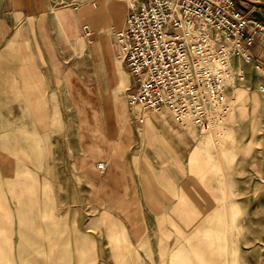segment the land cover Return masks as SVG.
I'll list each match as a JSON object with an SVG mask.
<instances>
[{"label":"rangeland","instance_id":"obj_1","mask_svg":"<svg viewBox=\"0 0 264 264\" xmlns=\"http://www.w3.org/2000/svg\"><path fill=\"white\" fill-rule=\"evenodd\" d=\"M208 32L225 41L217 29L208 27ZM230 45L222 122L207 126V140L203 129L183 124L194 134L197 148L183 166L182 184L170 190L166 180L165 205L155 210L160 213L131 216L134 231L127 229L125 217L94 198L77 168L69 167L79 128L77 120L71 118L68 125L64 118L72 105L43 103L50 119H38L31 127L21 98L14 96L7 79L0 80V132H27L9 135L14 141L5 146L24 150L23 170L33 180L11 176L14 168L4 171L6 162L0 158V264H36L21 255L23 247L35 242L46 243L31 249L41 250L39 264H264V65L237 56ZM0 69L5 75L6 66ZM122 71L128 75L125 67ZM90 91H85L81 115L93 124L95 113L88 103L96 110L101 103ZM34 131L47 139V158L41 150L31 152L38 148L30 138ZM7 171L11 173L5 175ZM20 209L33 212L35 230L28 225L32 238L24 236ZM48 252L52 256L46 261Z\"/></svg>","mask_w":264,"mask_h":264},{"label":"crops","instance_id":"obj_2","mask_svg":"<svg viewBox=\"0 0 264 264\" xmlns=\"http://www.w3.org/2000/svg\"><path fill=\"white\" fill-rule=\"evenodd\" d=\"M56 1L0 0V65L7 68L0 80L7 79L14 96L21 98L31 127L37 126L38 119H50L43 103L65 104L68 109L72 105L73 111L64 118L68 125L71 118L77 120L79 128L69 167L74 172L73 167L77 168V177L94 198L125 217L127 229L134 231L131 216L160 213L155 210L165 205L166 180L170 190L181 186L183 166L191 162L197 148L194 134L167 111L140 113L128 108L134 82L122 71L125 66L115 35L126 28L127 15L143 0H64L67 6H58ZM244 2L242 9H252L264 23V0ZM248 54L264 65V42L257 39ZM87 88L101 103L100 110L88 103L95 113L93 124L81 115L87 106ZM3 96L1 92L0 98ZM39 109L44 113L41 116ZM22 134L27 132H0V158L6 162L4 171L14 168L5 175L33 182L32 174L23 170L24 150L5 146L8 140L14 141L9 135ZM32 135L39 149L33 147L31 152L41 150L47 158L46 137L36 131ZM99 164L102 170L97 169ZM20 210L24 236L32 238L28 225L35 230L31 227L33 212ZM2 212L8 219V212ZM45 245L31 243L23 247L21 255L39 264L41 250L36 249L35 254L31 249ZM45 256L49 261L52 253Z\"/></svg>","mask_w":264,"mask_h":264},{"label":"built area","instance_id":"obj_3","mask_svg":"<svg viewBox=\"0 0 264 264\" xmlns=\"http://www.w3.org/2000/svg\"><path fill=\"white\" fill-rule=\"evenodd\" d=\"M242 6L244 0H143L132 8L126 28L115 35L119 57L134 82L128 108L140 113L167 111L177 123L207 128L208 108L221 103L222 79L198 61L200 54L188 59L182 31L197 30L203 22L225 39L237 41L249 56L257 39L264 42V23ZM218 53L223 55L220 49Z\"/></svg>","mask_w":264,"mask_h":264},{"label":"bare ground","instance_id":"obj_4","mask_svg":"<svg viewBox=\"0 0 264 264\" xmlns=\"http://www.w3.org/2000/svg\"><path fill=\"white\" fill-rule=\"evenodd\" d=\"M182 33L186 43V52L188 59L199 57L197 54H200L201 57L198 59V61L202 64H206L211 71L218 74L222 79V89L220 96L221 103L217 107L210 106L208 108V126L211 127L210 125L212 124L222 122L221 112L223 111L224 84L230 81L231 74L229 73L231 67L229 59L231 48L230 44H232V46L234 47L237 56L242 57L246 61L251 60V58L243 51L237 41L227 38L225 39V41H221L219 39V36L211 35L208 32L207 25L203 22L199 24V28L197 30L184 28ZM216 46L218 47V50H221L223 55H219ZM205 53H207V55H205ZM191 127L198 129L194 125H191ZM210 134L211 132L208 129L204 128L202 130V137L206 140L209 138Z\"/></svg>","mask_w":264,"mask_h":264}]
</instances>
